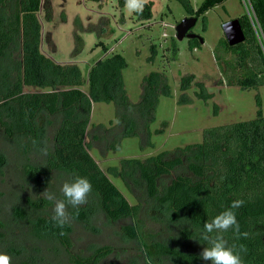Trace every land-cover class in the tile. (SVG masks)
<instances>
[{
	"label": "trees",
	"instance_id": "obj_1",
	"mask_svg": "<svg viewBox=\"0 0 264 264\" xmlns=\"http://www.w3.org/2000/svg\"><path fill=\"white\" fill-rule=\"evenodd\" d=\"M98 1V0H90ZM126 0H118L119 5ZM187 13L201 19V31L206 30L205 13L226 0H203L192 10L188 0H179ZM251 17L238 20L244 39L229 46L223 39L213 49L214 61L223 73L227 86L241 90L264 87V0H247ZM152 3L143 5L142 18L150 16ZM41 0H0V130L8 141H17L24 154L43 147V167L29 163L22 167L26 180L44 187L51 173L89 180L91 191L80 209L72 211V218L81 222L95 213L103 215L108 224L121 220L138 223L142 205H130L111 183V176L134 189L156 211L162 212L169 224L186 221L199 234L203 224L229 207L232 201L243 203L233 209L241 236L229 229L221 233L229 246H235L242 264H264V116L259 95L255 96V117L248 121L223 124L203 129L199 143L160 152L145 159H120L117 166H109L103 173L88 153L90 142L102 152H116L125 138L138 137L141 147L150 142V125L155 120L159 98L171 97L166 76L160 72L146 75L140 84L137 103L127 97L122 71L123 57L113 54L97 60L86 77L74 64H59L40 52V26L37 13ZM202 36L187 40L188 50L200 48ZM102 46V45H101ZM171 60L177 58L175 39L170 44ZM151 56L155 50L150 47ZM105 51V50H104ZM87 86L86 91L81 87ZM195 87L194 97L206 102L213 95L192 74L180 78L178 105H189L193 100L186 91ZM24 87L37 88L35 93H24ZM92 103H112L114 118L107 125L90 124ZM215 112L217 110L214 105ZM50 128V140L45 146L38 120ZM162 125L155 133H163ZM88 139V141H86ZM0 157V164L2 163ZM108 175V176H107ZM173 177L167 182L165 178ZM138 199V198H137ZM28 208L41 211L50 201H26ZM95 212V213H94ZM17 215L21 211L16 210ZM36 238H51L68 255L70 264H99L113 249L99 246L87 256L70 253L71 227L56 224L52 217H37L32 221ZM123 236L136 238L134 227H121ZM184 241L192 238L186 229L180 230ZM212 235H215L213 233ZM200 248L205 241L198 238ZM241 247L243 251H240ZM142 254L148 260H168L171 264H207L200 253L187 252L153 242L143 245Z\"/></svg>",
	"mask_w": 264,
	"mask_h": 264
},
{
	"label": "rangeland",
	"instance_id": "obj_2",
	"mask_svg": "<svg viewBox=\"0 0 264 264\" xmlns=\"http://www.w3.org/2000/svg\"><path fill=\"white\" fill-rule=\"evenodd\" d=\"M203 0H188L196 10ZM151 2L150 16L138 17L130 10L127 0L119 5L118 0H41L37 13L40 26V52L59 64L76 65L83 77L97 60L119 54L126 63L122 71L123 83L131 103H137L141 93L142 79L151 72L163 73L168 81L171 97H160L155 111V120L150 125V142L153 146L141 147L138 137L125 138L116 152H102L99 145L90 142L88 153L103 173L109 166H117L120 159H145L160 152L172 151L178 147L199 143L203 129L223 124L248 121L255 117L257 107L255 96L261 100L264 116V87L241 90L224 83L223 73L214 61L213 49L224 39L222 24L242 15L251 17L247 0H226L205 13L206 30L201 31V19L197 18L191 32L202 36L200 48L188 50L187 40L176 41L177 58L171 60L170 44L174 39V27L183 18L195 17L187 13L179 0H138L142 6ZM141 8V9H142ZM225 40V39H224ZM261 48L264 45L259 40ZM102 45V46H101ZM150 47L155 50L151 56ZM105 50V51H104ZM110 54V55H109ZM192 74L195 81L202 82L213 97L203 102L194 97L195 87L186 91L193 102L178 105L180 78ZM87 86L82 87L86 91ZM37 88L24 87V93H35ZM214 105L217 110L215 112ZM114 118L112 103H93L90 124L107 125ZM163 133H155L162 125ZM45 146L50 140L51 130L38 120ZM88 141V139L86 140ZM43 147L34 148L24 154L17 141H8L0 130V254L9 257V264H70L68 255L51 238H36L32 233V221L37 217H52L53 202L41 211L28 208L26 201L46 200L41 194L45 189L56 199H63L60 186L72 178L51 173L44 187H38L26 180L22 174L24 164L43 167ZM108 176V175H107ZM173 175L166 177L168 182ZM130 205L140 203L142 209L138 223L121 220L108 224L100 213L75 221L71 214L74 209L66 203L65 222L71 227L70 253L87 256L99 246H109L112 253L99 264H171L168 260H148L142 254L143 245L158 242L187 252L200 253L199 234L182 221L169 224L166 216L146 205V199L135 189H126L120 179L108 176ZM138 198V199H137ZM21 211V215L16 214ZM132 226L136 238L123 236L121 227ZM186 229L192 238L184 241L180 230Z\"/></svg>",
	"mask_w": 264,
	"mask_h": 264
},
{
	"label": "clouds",
	"instance_id": "obj_3",
	"mask_svg": "<svg viewBox=\"0 0 264 264\" xmlns=\"http://www.w3.org/2000/svg\"><path fill=\"white\" fill-rule=\"evenodd\" d=\"M126 6L130 10L137 12L142 8L138 0H127ZM226 30H230V25L226 26ZM90 191L91 184L87 178L74 176L70 181H66L60 186L63 199H56L55 195L47 189L41 194L45 199L53 202L52 220L56 224L62 225L67 215L65 211L66 203L74 208L84 204ZM242 203V200L232 201L229 207L215 215L211 222L203 224L202 230L199 231V239L205 241L207 246L203 247L199 254L202 261L207 262V264H242L241 257L239 252L235 250V246H229L221 235V233L231 229L241 236H247V233H240L235 212L233 211ZM213 233L215 235H212ZM240 251H243L242 247ZM0 264H9V257L5 254H0Z\"/></svg>",
	"mask_w": 264,
	"mask_h": 264
},
{
	"label": "water",
	"instance_id": "obj_4",
	"mask_svg": "<svg viewBox=\"0 0 264 264\" xmlns=\"http://www.w3.org/2000/svg\"><path fill=\"white\" fill-rule=\"evenodd\" d=\"M196 22H197L196 17H188V18H183L179 23H177V25L174 27L175 41L180 42L183 39L188 40L196 37L195 34L189 32L195 26ZM228 25H230V30H226V26ZM221 29L224 35V39L229 46L239 44L244 39L242 30L240 28L237 19H232L225 22L224 24H222ZM200 43H203L202 39H200Z\"/></svg>",
	"mask_w": 264,
	"mask_h": 264
},
{
	"label": "crops",
	"instance_id": "obj_5",
	"mask_svg": "<svg viewBox=\"0 0 264 264\" xmlns=\"http://www.w3.org/2000/svg\"><path fill=\"white\" fill-rule=\"evenodd\" d=\"M110 55V54H109ZM105 57H108V56H105ZM81 89H82V87H81ZM92 106H93V103H92ZM92 106H91V109H92Z\"/></svg>",
	"mask_w": 264,
	"mask_h": 264
},
{
	"label": "flooded vegetation",
	"instance_id": "obj_6",
	"mask_svg": "<svg viewBox=\"0 0 264 264\" xmlns=\"http://www.w3.org/2000/svg\"><path fill=\"white\" fill-rule=\"evenodd\" d=\"M190 33H192L191 31H189Z\"/></svg>",
	"mask_w": 264,
	"mask_h": 264
}]
</instances>
